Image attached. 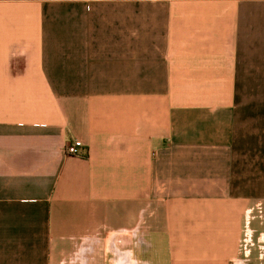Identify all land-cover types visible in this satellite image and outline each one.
I'll return each mask as SVG.
<instances>
[{"label":"crops","instance_id":"0c3cea01","mask_svg":"<svg viewBox=\"0 0 264 264\" xmlns=\"http://www.w3.org/2000/svg\"><path fill=\"white\" fill-rule=\"evenodd\" d=\"M263 222L264 0H0V264H264Z\"/></svg>","mask_w":264,"mask_h":264},{"label":"built area","instance_id":"2783aa9c","mask_svg":"<svg viewBox=\"0 0 264 264\" xmlns=\"http://www.w3.org/2000/svg\"><path fill=\"white\" fill-rule=\"evenodd\" d=\"M81 142L79 140H74L72 142H66L64 144V152L68 155H77L81 147Z\"/></svg>","mask_w":264,"mask_h":264},{"label":"rangeland","instance_id":"374dc122","mask_svg":"<svg viewBox=\"0 0 264 264\" xmlns=\"http://www.w3.org/2000/svg\"><path fill=\"white\" fill-rule=\"evenodd\" d=\"M260 220L262 219V218H259ZM256 228H258L259 229V232H261V233H263L264 232V222H263V225L261 224V223H258V226H257V224H256ZM257 235L259 236V234H255V237H256V239H257ZM261 238H260V244L261 245H263L264 244V235H262V236H260ZM254 241H255V246H257V244L259 243L257 240H255L254 239ZM255 251H257V248H255Z\"/></svg>","mask_w":264,"mask_h":264}]
</instances>
